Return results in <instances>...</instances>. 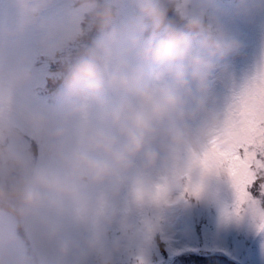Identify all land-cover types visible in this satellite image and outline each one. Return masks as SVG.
Listing matches in <instances>:
<instances>
[{"label":"clouds","instance_id":"obj_1","mask_svg":"<svg viewBox=\"0 0 264 264\" xmlns=\"http://www.w3.org/2000/svg\"><path fill=\"white\" fill-rule=\"evenodd\" d=\"M44 2L27 4V17ZM175 3L129 0L118 24L119 0H79L76 12L101 35L66 63L55 114L23 117L43 133L45 160L23 147L22 128L0 125V220L34 228L46 250L36 264H152L175 213L229 184L205 149L233 147L212 89L228 84L242 45L215 0H189L180 27L165 22ZM233 11L264 14V0H235ZM28 79L23 71L15 83ZM15 242V229L0 227V247Z\"/></svg>","mask_w":264,"mask_h":264},{"label":"rangeland","instance_id":"obj_2","mask_svg":"<svg viewBox=\"0 0 264 264\" xmlns=\"http://www.w3.org/2000/svg\"><path fill=\"white\" fill-rule=\"evenodd\" d=\"M31 2L33 0H0V125L15 124L22 128L23 147L36 161H44L46 139L41 131L24 128L23 117L29 111L45 112L50 117L55 114L58 105L47 104L38 94L45 82L53 80L46 75L55 71L53 66L57 62L70 61L81 49L87 52L101 33L98 30L92 44H88V33L85 35L84 30H80V21L87 18L81 17L76 9L73 11L68 0H45L39 14L28 18L25 6ZM188 5L189 0H176L168 11L179 17L180 10ZM215 6L242 45L240 53L231 58L228 84L216 82L212 89L227 126L234 132L231 149L224 150L216 144L220 152L230 153L240 143L238 122L228 118L233 100L239 97L252 110L264 87V14L244 18L234 14L235 2L215 0ZM119 7L118 24L125 21L131 11L129 0H119ZM89 25L92 24H87V28ZM58 50L59 56H56ZM23 71L29 73V79L17 86L16 78ZM216 187L215 201L191 203L175 213L166 235L156 239L152 264H168L174 255L190 247L195 251L207 250L211 254L208 256H214L210 250L221 248L218 250L228 252L244 264H264V235L257 234L247 218L239 221L225 218L222 206L231 203L232 191L223 180ZM22 225L25 235L16 225L0 220V227L14 228L16 236L13 245L0 247V264H36L46 255V250L38 246L34 228ZM247 242L252 246L258 244L255 253L247 247Z\"/></svg>","mask_w":264,"mask_h":264},{"label":"snow or ice","instance_id":"obj_3","mask_svg":"<svg viewBox=\"0 0 264 264\" xmlns=\"http://www.w3.org/2000/svg\"><path fill=\"white\" fill-rule=\"evenodd\" d=\"M228 118L238 122L240 143L230 153L220 152L216 143L205 149V159L216 157L229 178L232 201L222 215L228 220L247 218L256 233L264 235V87L252 110L235 98Z\"/></svg>","mask_w":264,"mask_h":264},{"label":"trees","instance_id":"obj_4","mask_svg":"<svg viewBox=\"0 0 264 264\" xmlns=\"http://www.w3.org/2000/svg\"><path fill=\"white\" fill-rule=\"evenodd\" d=\"M176 26H177V27H180L179 24H176ZM85 53H86V51H85V52H79L77 55H75L74 60H76L77 58H79L81 55H83V54H85Z\"/></svg>","mask_w":264,"mask_h":264},{"label":"bare ground","instance_id":"obj_5","mask_svg":"<svg viewBox=\"0 0 264 264\" xmlns=\"http://www.w3.org/2000/svg\"><path fill=\"white\" fill-rule=\"evenodd\" d=\"M213 88H215V87H213Z\"/></svg>","mask_w":264,"mask_h":264}]
</instances>
